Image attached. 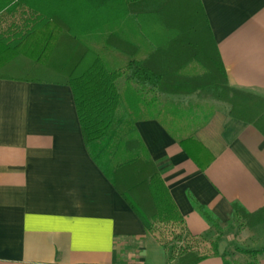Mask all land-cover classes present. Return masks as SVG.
<instances>
[{"label": "crops", "instance_id": "1", "mask_svg": "<svg viewBox=\"0 0 264 264\" xmlns=\"http://www.w3.org/2000/svg\"><path fill=\"white\" fill-rule=\"evenodd\" d=\"M9 1L0 0V11ZM37 2L67 12L58 21L69 34L48 52L41 35L32 37L13 57L6 42L24 20L0 18V264H178L166 240L148 236L141 217L92 158L72 89L59 76L74 67L66 60L77 56V43L139 44L144 38L167 48H204L207 41L230 87L264 99V0ZM168 51L167 57L188 52ZM221 106L199 94H159L158 115L135 125L185 233L209 235L199 245L202 252L218 242L219 255L198 264L244 263L247 252L264 251V222L250 227L233 219L236 204L251 215L264 209V131ZM192 200L218 220V228ZM234 232L247 234L248 247L227 242Z\"/></svg>", "mask_w": 264, "mask_h": 264}, {"label": "trees", "instance_id": "2", "mask_svg": "<svg viewBox=\"0 0 264 264\" xmlns=\"http://www.w3.org/2000/svg\"><path fill=\"white\" fill-rule=\"evenodd\" d=\"M50 6L37 0H11L6 12L0 11V18L8 15L24 20V27L16 28L20 31L14 32L13 39L6 42L10 51L7 55H20L32 37L41 35L44 52L52 48L58 37L64 36L67 40L69 28L59 25L58 20L67 19L68 13L64 15ZM147 34V28H142V36ZM144 41L143 38L139 44L108 42L103 46L77 43V56L66 60L75 63L74 67L59 77L72 89L84 141L92 158L141 217L148 236L166 240L163 244L169 245L178 264H198L219 255L218 242H213L210 252L204 253L199 245L208 242L209 235L193 238L185 233L184 219L149 158L135 125L158 115L159 94H199L229 105L232 117L264 131V99L230 87L218 52L207 41L204 48L196 43H175L167 48L165 43ZM134 49L139 55L136 52L133 56ZM173 50L189 53L187 56L179 53L177 57L165 55ZM185 81L191 85L190 89H185ZM180 84L181 88L166 89V85ZM192 202L212 228L219 227L218 220L205 207ZM239 218L250 226L261 224L264 209L251 215L236 204L233 219ZM262 253L249 251V260L236 264H258Z\"/></svg>", "mask_w": 264, "mask_h": 264}, {"label": "rangeland", "instance_id": "3", "mask_svg": "<svg viewBox=\"0 0 264 264\" xmlns=\"http://www.w3.org/2000/svg\"><path fill=\"white\" fill-rule=\"evenodd\" d=\"M202 98L206 101V102H208V103H210V104H212V105H222L221 107H224V105H226L229 109H230V106L229 105H227V104H224V103H219V102H217V101H215L214 99H212L211 97H209V96H206V95H202ZM216 107V106H215ZM240 221L241 222H243V220L242 219H240ZM239 223V222H238ZM245 223V222H244ZM243 223V224H244ZM262 224V223H261ZM258 227V226H260V224H253L252 226H250V227ZM241 226H238V227H234V230H236V231H239L237 228H240ZM245 235H247L246 233H242V234H240V235H238V236H236L235 235V232L234 233H232V234H229V236H228V238H227V242L228 241H232V242H234L235 241V244H236V246H241V247H243V248H246V247H248V242H246L245 241ZM239 238L241 239V241L239 240ZM210 248V247H209ZM203 250V249H202ZM231 250L232 251H234V247H232L231 248ZM209 251H210V249H209ZM209 251H206V252H209ZM205 253V252H204Z\"/></svg>", "mask_w": 264, "mask_h": 264}]
</instances>
